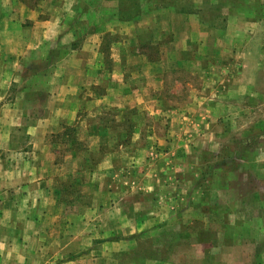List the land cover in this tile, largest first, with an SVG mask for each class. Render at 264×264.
<instances>
[{"label": "crops", "instance_id": "0c3cea01", "mask_svg": "<svg viewBox=\"0 0 264 264\" xmlns=\"http://www.w3.org/2000/svg\"><path fill=\"white\" fill-rule=\"evenodd\" d=\"M230 1L232 0H222L226 4ZM111 2V6L117 8L121 0ZM86 6V0L72 3L68 0H0V264H175L167 258L150 254L140 261L122 256L125 252L123 237L133 239L136 236L161 235L170 226L169 221L184 219L185 216L182 215L184 212L175 213L168 204L164 208L162 199L154 200L155 190L159 193L160 187L177 186L179 181H155L150 178V167L140 168L133 164L132 161L138 154L137 130L133 131V135L121 134L112 138L113 127L108 122L101 118L95 121L90 113L81 115L85 107L94 101L96 106L116 110L118 114L123 110L136 108L140 103L138 98L123 103L122 96L125 92L129 97L132 93L136 97L137 90H132L129 83L118 80H113L107 87L100 85L97 98L91 97V92L87 93L92 83L101 82L94 81V73H101L100 78L107 75L103 74L105 69L102 66L104 55L100 50L101 30H97L106 27V21L98 19L92 23V29L86 32L83 29L90 28V23L84 21L91 13L101 16V12L104 14L109 7L104 4L96 10ZM240 17L249 18L245 15V8L228 14L227 27L221 30L225 43H232L228 34L235 28ZM138 18L139 16L129 22L137 25L143 20V17L142 20ZM165 21V25L162 23L161 33L170 30L169 20ZM113 22V25H109L118 26L123 23L120 19ZM189 22L176 28L179 34H174L177 47L170 49V43L166 44L165 41L161 46V57L151 59L142 54L141 60L145 61L146 68L141 76H155L163 82L170 69H174L176 65L182 67L181 61L185 60L183 51L188 50L190 45H195L196 55L192 53L188 56L193 62L188 61L187 67L200 74L204 80L198 87L199 92L210 86L211 94L217 81L216 75H210L212 70L209 66H214L211 62V58L215 60L213 54H219L213 52L218 48L215 44L216 41L219 43V39H216L214 29L207 30V35L202 36L199 18ZM184 32V37H179ZM78 35L84 37L80 48H70L60 55L57 53L55 48L58 45L74 43L80 38ZM206 47L211 49L209 55L205 51L201 52ZM171 50L178 54L175 66L171 65ZM188 57L186 56L187 59ZM51 59L54 62L48 69L36 68V65ZM119 60L121 57L114 58V75L122 65ZM210 78L213 79L212 82L209 81ZM18 79L21 80L20 84L17 83ZM37 79L47 80L49 84H36ZM138 89L142 92V102H145L148 89ZM43 94L45 100L37 101L38 96ZM212 98L201 95L191 105L202 114L203 105L214 109L217 102ZM35 107L45 110L32 115L29 111ZM193 115L192 123L202 125L205 116ZM207 121L205 118V122ZM133 123H137L136 118H133ZM187 123L188 121L183 122L184 125ZM73 124L86 131L79 136L80 140H94L91 148L101 144L115 145L112 150L104 152L98 164L90 170L84 168L80 161L82 152H66L59 162L56 160L59 150L55 151L47 146L49 134L64 125ZM209 124H213V121ZM206 125L208 123L204 124ZM200 132L202 136L193 139L195 144L205 142L213 136V133L204 129ZM174 134L176 133H170L169 139ZM190 136L183 131L173 139L183 138V141L189 143L192 142ZM149 138L154 140L152 135ZM125 139L128 142H120ZM14 140L17 142H13ZM24 141L27 143L24 144ZM261 149L258 152V169L259 178L264 184V143ZM140 151V154L145 155L153 152L148 143ZM125 154L133 156V159L130 161L131 158L124 157ZM42 155H47V159L41 164L37 160ZM33 159L36 161L33 162ZM139 170H145V173ZM85 172L89 175L92 173L94 178L85 179ZM138 174L142 176L140 179ZM105 175L108 178L102 179ZM77 176L81 199L76 205L72 199L66 202L67 205L60 204L58 198L61 183ZM259 190L264 193V185ZM160 196L164 199L167 195L165 193ZM180 199L181 196L177 202ZM59 205H74V210ZM256 205L257 219L262 223V227L259 226L264 235V195L259 197ZM197 213L192 218L201 220V211ZM129 251L135 252L132 246Z\"/></svg>", "mask_w": 264, "mask_h": 264}, {"label": "rangeland", "instance_id": "374dc122", "mask_svg": "<svg viewBox=\"0 0 264 264\" xmlns=\"http://www.w3.org/2000/svg\"><path fill=\"white\" fill-rule=\"evenodd\" d=\"M111 1L86 0V8L97 10V7L104 4L109 7L104 14L101 12L103 16L91 13L84 21L90 23V28L83 29L84 32L90 31L92 23L98 19L106 21V27L97 30H101L100 50L104 55L102 66L105 69L103 74L107 75L100 78L101 73H94V81L101 82L92 83L87 93L91 92V97L97 98L100 85L107 87L113 80H118L129 83L132 90H137L136 97L133 93L129 97L125 92L122 96L123 103L136 98L140 103L138 107L118 114L116 110L96 106L95 101L89 102L81 115L90 113L93 120L101 118L108 122L113 127L112 138L121 134L133 135V131L137 130L138 154L132 161L133 164L140 168L150 167V178L155 181H179L177 186L160 187L159 193L155 190L153 197L154 200L162 199L164 208L168 204L175 213L184 212L182 215L185 216L184 219L169 221L170 226L161 235L136 236L133 239L123 237L125 252L122 256L140 261L150 254L158 258L162 256L175 264H263L264 235L262 223L257 219L256 204L259 197L264 195L259 190L264 184L259 178L258 169V152L262 150L261 145L264 143V0H232L227 4L222 0H121L117 8L111 6ZM240 8H245V15L251 19L240 17L235 28L228 34L232 43H225L221 30L227 27L228 14ZM137 16L139 20L143 17L142 22L131 24L129 21ZM196 18H199L202 36L207 35V30L214 29V35L219 39V43L216 41L215 44L218 48L213 50L219 54H213L215 60L211 58V62L214 66H209L212 70L210 75H216L214 92L210 94V86L199 92L198 87L204 80L200 74L187 67L188 61L193 62L188 56L192 53L196 55L195 45H190L188 50L183 51L185 60L181 61L182 67L176 65L178 54L171 50V65L176 66L167 72L163 82L155 76H141L146 68L145 61L141 60L142 54L151 59L161 57V46L165 41L166 44L170 43V49H174L177 47L174 34L179 35L176 28L183 27L185 22L189 24V20ZM116 19L123 23L110 26ZM165 20H169L170 30L161 33ZM75 30L79 32L78 28ZM184 35L185 32L179 37L183 38ZM79 37L74 43L58 45L56 52L60 55L70 48H80L84 37ZM204 51L209 55L211 49L206 47L201 50ZM115 57H121L118 62L122 65L114 75ZM53 62V59L43 61L36 68L48 69ZM209 81L212 82L213 79L210 78ZM17 83L20 84L21 80L18 79ZM35 83L43 86L49 84L44 79H37ZM144 87L149 93L146 101L142 102V92L138 88ZM201 95L213 97L217 102L213 110L203 105L202 114H199V110L193 109L191 103L194 99H200ZM39 100H45V94L38 96L37 101ZM44 110L45 108L35 107L27 112L38 115ZM193 114L205 116L208 121L205 122L204 118L202 125H195L192 123ZM210 114L214 116L211 117ZM133 118L137 119V123H133ZM186 121L188 123L184 125L183 122ZM210 121L213 124H209ZM207 123V127L204 126ZM203 129L213 133L212 138L195 144L194 138L201 137L200 131ZM183 131L191 135L192 142L187 143L183 138L174 141L173 138ZM82 132H86L85 129L76 124L64 125L49 134L46 143L49 148L59 150L56 158L59 162L66 152H82L80 161L84 168L90 170L98 164L104 152L112 150L115 145L101 144L97 148H91L94 140H80ZM97 132L100 133L99 130ZM170 133L176 134L169 139ZM120 142L126 143L128 139ZM147 143L153 152L148 155L140 154ZM124 157L131 158L130 161L133 159V156L127 154ZM46 159L47 155H42L37 162L42 164ZM139 172L145 173V170ZM92 173L89 175L85 172L84 178L93 179ZM95 175L96 178L97 173ZM138 175L140 179L142 176ZM77 178L78 176L61 183L58 198L60 204L67 205L66 202L72 199L76 205L81 199L82 192L76 183ZM106 178L107 175L102 179ZM165 193L168 197L163 199L160 195ZM180 196L182 199L177 202ZM59 206L74 210V205L67 206L68 208ZM199 210L202 219H193ZM131 246L135 250L133 253L129 251Z\"/></svg>", "mask_w": 264, "mask_h": 264}]
</instances>
